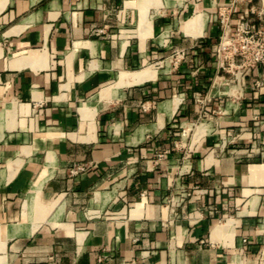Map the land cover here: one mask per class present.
Wrapping results in <instances>:
<instances>
[{"label": "crops", "instance_id": "obj_1", "mask_svg": "<svg viewBox=\"0 0 264 264\" xmlns=\"http://www.w3.org/2000/svg\"><path fill=\"white\" fill-rule=\"evenodd\" d=\"M231 2L0 0V264H264V66L220 68Z\"/></svg>", "mask_w": 264, "mask_h": 264}, {"label": "built area", "instance_id": "obj_2", "mask_svg": "<svg viewBox=\"0 0 264 264\" xmlns=\"http://www.w3.org/2000/svg\"><path fill=\"white\" fill-rule=\"evenodd\" d=\"M240 1L242 0H232L230 6L222 7L219 12L223 33L217 48L218 63L223 71L232 72L234 78L238 73L241 76L259 64L264 66V26L258 25L259 30L255 32L254 28L257 25L248 16L243 18L234 29L231 26L230 14ZM255 35H258V38L255 39ZM184 55V51H177L176 60H173L174 65H177L178 60H181ZM252 87L256 95L264 93V71L253 81ZM84 168L79 165L73 172L84 170ZM189 195L188 191H183L176 196L175 200L171 199V204L180 205Z\"/></svg>", "mask_w": 264, "mask_h": 264}, {"label": "rangeland", "instance_id": "obj_3", "mask_svg": "<svg viewBox=\"0 0 264 264\" xmlns=\"http://www.w3.org/2000/svg\"><path fill=\"white\" fill-rule=\"evenodd\" d=\"M262 23H261V25L262 26H264V21H261ZM257 25V24H256ZM234 29V28H233ZM254 30H255V32H257L258 30H259V27H258V25L254 28ZM250 34H252V33H250ZM255 39L256 38H258V35H255V37H254ZM240 43H242V42H240ZM227 51H229V50H227ZM173 60L175 61L176 59H175V57L173 58ZM173 60H172V64L174 65V62H173ZM180 62V59L178 60V62H177V64ZM175 66V65H174ZM223 73H226V76L228 77L229 75L228 74H231L232 75V72H227V71H223ZM223 73H221V74H223ZM235 76H234V74H233V77L232 78H234ZM231 78V79H232ZM225 100H226V98H224ZM225 100H224V102H225ZM222 114H221V112H219L218 110L216 111V112H211V111H208V110H204L203 111V115L198 119V120H196V121H194L192 124H197V123H199V122H203V124H206V122L205 121H203V119H210V118H212V120H213V124L215 125L216 124V119H218L220 116H221ZM183 131H184V129H182L181 131H179V137H180V139H178V141H181L182 140V138H183ZM185 141H186V143L188 142L189 143V141H191L192 142V134H190L186 139H184Z\"/></svg>", "mask_w": 264, "mask_h": 264}, {"label": "bare ground", "instance_id": "obj_4", "mask_svg": "<svg viewBox=\"0 0 264 264\" xmlns=\"http://www.w3.org/2000/svg\"><path fill=\"white\" fill-rule=\"evenodd\" d=\"M240 79V74L238 73L237 76H236V81ZM211 120V118L208 120V119H203V121L205 122H209Z\"/></svg>", "mask_w": 264, "mask_h": 264}]
</instances>
